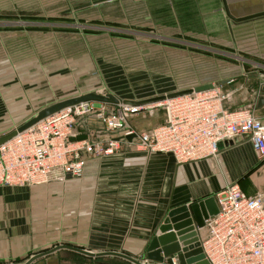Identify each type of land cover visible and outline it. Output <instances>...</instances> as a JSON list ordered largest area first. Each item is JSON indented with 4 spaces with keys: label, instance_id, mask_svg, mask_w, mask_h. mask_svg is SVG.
Returning <instances> with one entry per match:
<instances>
[{
    "label": "crops",
    "instance_id": "obj_1",
    "mask_svg": "<svg viewBox=\"0 0 264 264\" xmlns=\"http://www.w3.org/2000/svg\"><path fill=\"white\" fill-rule=\"evenodd\" d=\"M76 1L85 7L91 1L95 9L109 2ZM224 1L233 17L264 11V0ZM167 2L175 10L171 19H177L178 32L183 31L185 18L202 19L206 11L212 16L217 14V3L233 27L250 22L264 30V15L232 21L225 13L223 0H112L109 16L122 27L119 29L139 27L163 34L168 32L163 29L167 26L164 18H170ZM72 3L73 0H0V120L31 108L39 110L57 99L68 98L74 88L78 89L69 83L57 86L50 75L40 82L36 76L27 80L25 74L26 66L34 71V67L57 64V54L49 52L56 42L57 23L51 19L70 18ZM88 9L93 8L87 7L85 11ZM185 10L189 12L187 15H183ZM156 11L160 16H154ZM84 13L89 21L102 18L99 10ZM261 45L257 43L256 48L264 51V43ZM251 57L254 58L232 62L229 72L215 83L229 93V98L223 101L225 108L251 106L264 124V102L258 105V98L264 95L261 91L264 54ZM137 120L130 119L136 129L150 128L136 127ZM76 122L78 137L104 140L110 137L93 117H82ZM128 142L129 139L121 140L111 154L83 155L81 176L63 183L0 186V263H21L56 243L92 251H123L139 258L144 255L147 243L159 233L158 228L171 209L214 197L217 190L231 182H237L246 195L264 194V158L254 151L247 136L219 142L217 163L203 159L177 164L170 153H146ZM203 232L204 229L199 235ZM50 258L51 255L31 264H54ZM99 259L110 264H131L118 257Z\"/></svg>",
    "mask_w": 264,
    "mask_h": 264
},
{
    "label": "built area",
    "instance_id": "obj_2",
    "mask_svg": "<svg viewBox=\"0 0 264 264\" xmlns=\"http://www.w3.org/2000/svg\"><path fill=\"white\" fill-rule=\"evenodd\" d=\"M97 84L84 93L74 88L68 98L88 92L106 94ZM212 85L149 104L88 100L64 107L0 144V186L63 183L81 176L83 155L111 154L121 140L128 139L143 152L170 153L177 164H183L203 159L217 163L219 142L247 136L264 158V124L254 109L225 108L229 93L218 83ZM157 107L163 109L161 123L146 130L130 124L131 118L152 114ZM82 117H93L110 137H78L76 121ZM214 198L217 213L205 220L198 238L208 264H264V194L246 195L237 182H231ZM167 261L180 264L176 257Z\"/></svg>",
    "mask_w": 264,
    "mask_h": 264
},
{
    "label": "rangeland",
    "instance_id": "obj_3",
    "mask_svg": "<svg viewBox=\"0 0 264 264\" xmlns=\"http://www.w3.org/2000/svg\"><path fill=\"white\" fill-rule=\"evenodd\" d=\"M86 4L94 10L85 11L87 7L73 0L70 18L51 19L57 23L56 42L49 52L57 54V64L34 67V71L26 66L27 80L36 76V81L43 82L50 75L57 81V86L61 82V87L69 83L76 85L74 87L79 91L92 89L99 82L101 89L117 98L140 100L215 83L229 72L227 69L231 68L232 62L264 54L256 48L257 43L259 46L264 43V30L250 22L233 27L220 11L218 3L217 14L212 16L206 11V17L202 19L185 18L183 31L178 32L175 26L177 19H171L175 10L172 3L167 2L165 6H170V18H164L167 26L163 29L168 32L163 34L147 32L139 27L119 29L122 27L109 16L112 14V0L96 9L92 7L95 3L89 1ZM96 10L102 12L99 15L102 18L87 20L84 12L96 13ZM103 13L108 16L104 18ZM188 13L185 10L183 15ZM154 16H160V12L156 11ZM249 45L254 49H248ZM152 111V114L145 112L135 116L138 119L135 126L144 129L164 119L161 107ZM36 112L31 108L30 111L5 115L0 120V135ZM50 259L54 264H110L104 259L89 258L71 251H58Z\"/></svg>",
    "mask_w": 264,
    "mask_h": 264
},
{
    "label": "water",
    "instance_id": "obj_4",
    "mask_svg": "<svg viewBox=\"0 0 264 264\" xmlns=\"http://www.w3.org/2000/svg\"><path fill=\"white\" fill-rule=\"evenodd\" d=\"M225 13L227 17L235 22L244 21L255 18L256 16L264 15V11L245 17H233L227 9L226 2L223 0ZM211 83L202 84L193 88L177 90L165 93L158 96H153L140 100L133 99H118L111 93L100 94L88 92L82 95L54 101L46 106H43L17 127L0 135V144L14 136L17 132H21L31 125L35 124L44 117L57 112L58 110L71 106L81 101H97L117 103L119 101L127 104L141 105L161 101L165 98H170L190 92H198L211 88ZM264 92V86L261 87ZM264 102V95L258 98V105ZM217 205L214 197H208L198 202L181 205L171 209L167 217L159 226V233L152 237L147 243L144 255L140 258L129 255L123 251L108 250V251H92L91 249L82 248L68 243H59L52 247L31 254L21 263L14 264H31L37 259L49 256L60 250H69L74 253L89 257L100 258L104 256L118 257L128 261L131 264H168L167 260L171 257H176L180 264H208L199 245V230L203 228L205 220L217 213ZM11 264V263H0Z\"/></svg>",
    "mask_w": 264,
    "mask_h": 264
},
{
    "label": "bare ground",
    "instance_id": "obj_5",
    "mask_svg": "<svg viewBox=\"0 0 264 264\" xmlns=\"http://www.w3.org/2000/svg\"><path fill=\"white\" fill-rule=\"evenodd\" d=\"M218 161V160H217Z\"/></svg>",
    "mask_w": 264,
    "mask_h": 264
}]
</instances>
